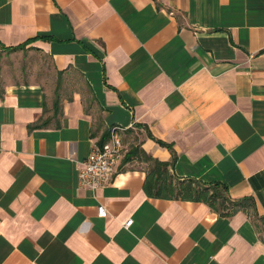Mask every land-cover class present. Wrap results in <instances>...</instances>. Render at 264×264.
Listing matches in <instances>:
<instances>
[{
    "label": "crops",
    "instance_id": "1",
    "mask_svg": "<svg viewBox=\"0 0 264 264\" xmlns=\"http://www.w3.org/2000/svg\"><path fill=\"white\" fill-rule=\"evenodd\" d=\"M27 41L50 67L0 87V264H264V0H0V46ZM117 125L123 160L92 190L79 169ZM157 139L179 177L253 198L261 229L148 196L124 158L171 161Z\"/></svg>",
    "mask_w": 264,
    "mask_h": 264
},
{
    "label": "trees",
    "instance_id": "2",
    "mask_svg": "<svg viewBox=\"0 0 264 264\" xmlns=\"http://www.w3.org/2000/svg\"><path fill=\"white\" fill-rule=\"evenodd\" d=\"M27 41L24 44L4 47L8 50L16 51L21 48H25ZM62 72H60L61 74ZM89 101L95 102L92 97L93 91H89ZM59 103H55V111L59 112ZM47 122H37L34 126H42ZM102 136L101 143L107 140L109 132ZM161 145L166 146L172 150V160L162 161L149 155L140 145H133L131 149L126 153L124 162L132 160L135 157H139L147 162L148 167L146 169V179L144 182V191L150 197L164 198V199H178V200H190L206 203L212 210L216 211L221 216L229 217L239 211L246 212L252 218V222L257 229H261L263 219L258 215L256 203L251 197H243L234 199L229 194L228 186L220 181L204 182L194 178H182L173 172V166L176 161V154L170 144L157 139Z\"/></svg>",
    "mask_w": 264,
    "mask_h": 264
},
{
    "label": "built area",
    "instance_id": "3",
    "mask_svg": "<svg viewBox=\"0 0 264 264\" xmlns=\"http://www.w3.org/2000/svg\"><path fill=\"white\" fill-rule=\"evenodd\" d=\"M123 130L124 128L121 126H113L106 141L93 145L88 158L79 169V180L82 184L96 190L113 176L125 154V147L120 135ZM98 212L101 216L107 215L104 205L99 206ZM132 222L133 220H129L126 227L130 226Z\"/></svg>",
    "mask_w": 264,
    "mask_h": 264
},
{
    "label": "rangeland",
    "instance_id": "4",
    "mask_svg": "<svg viewBox=\"0 0 264 264\" xmlns=\"http://www.w3.org/2000/svg\"><path fill=\"white\" fill-rule=\"evenodd\" d=\"M47 67H50V61L46 55L31 53L26 47L13 51L0 46V87L6 80H29L31 78L30 69L34 77L39 80L41 77L38 72L46 71Z\"/></svg>",
    "mask_w": 264,
    "mask_h": 264
}]
</instances>
